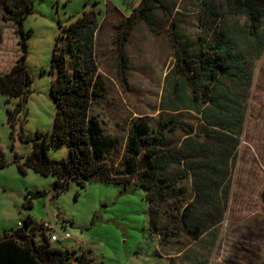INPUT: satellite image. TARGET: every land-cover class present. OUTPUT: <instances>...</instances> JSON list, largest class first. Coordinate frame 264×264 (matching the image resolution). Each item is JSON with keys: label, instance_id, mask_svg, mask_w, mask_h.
Returning <instances> with one entry per match:
<instances>
[{"label": "rangeland", "instance_id": "rangeland-1", "mask_svg": "<svg viewBox=\"0 0 264 264\" xmlns=\"http://www.w3.org/2000/svg\"><path fill=\"white\" fill-rule=\"evenodd\" d=\"M205 1L204 5L203 0H194L193 7L184 12L181 0H164L174 3L173 12L185 14L182 36L196 41L206 33L218 38L225 33L226 40L235 44L236 60L248 75L242 133L233 167L229 164L230 194L219 229L192 240L190 245L173 244L163 241L151 226L148 202L140 187L123 191L115 184L87 182L83 187L69 181L66 189L56 194L53 175L19 171L15 162H23L32 152L38 133L51 144L46 152L50 161L60 163L69 157L64 144L52 142L55 107L50 64L60 26L84 12H94L102 25L96 42L97 63L106 92L94 113L105 135L118 140L119 148L108 156L115 167L123 161L132 123L144 118L154 127L164 113L160 106L162 98L167 97L165 77L174 62L166 27L155 35L141 23L124 48L127 75L125 84L119 81L114 27L130 16L140 0H31L33 10L23 29L25 64L32 84L14 127L8 122V113L16 108L17 100L0 95V161L6 163L0 167V237L31 218L32 226L49 222L57 236L69 235L50 245L72 253L84 252L89 264H264V48L255 57L250 46L251 41L259 40L260 35L255 37L259 31L250 35L251 40L246 39V18L226 0ZM209 7L218 13L206 26L209 30L204 31L206 27L201 26L206 24L196 23V15ZM154 13L156 20L163 22L162 13L158 9ZM260 25L264 29V12ZM18 40L11 23L0 20V75L8 73L20 55ZM181 112L178 116L186 124L198 125L194 113ZM181 134L173 136L172 147ZM182 245L189 248L174 256Z\"/></svg>", "mask_w": 264, "mask_h": 264}, {"label": "trees", "instance_id": "trees-1", "mask_svg": "<svg viewBox=\"0 0 264 264\" xmlns=\"http://www.w3.org/2000/svg\"><path fill=\"white\" fill-rule=\"evenodd\" d=\"M226 1L246 18V39L251 40L250 35L259 31L255 34L256 39L260 35L259 40L251 41L250 48L255 57L260 56L264 48V29L260 25L264 0ZM192 3L194 0H181L180 9L188 12ZM156 9L162 13L163 22L156 20ZM173 9L174 3L164 0H140L130 16L114 27L117 74L122 84L128 68L124 48L137 25L144 24L155 35L166 27L174 52L172 68L165 77L167 97L162 98L160 106L164 113L154 127L144 118L132 123L119 166L115 167L108 159L119 148L118 140L105 135L94 113V107L106 92L104 75L97 63L96 42L102 25L94 12H84L59 27L51 58L50 92L55 107L52 142L67 147L68 160L50 161L46 152L51 144L38 133L32 152L23 162L15 163L23 174L33 170L53 175L56 194L64 191L69 181L83 187L87 182L115 184L123 191L140 187L148 202L149 222L162 240L190 245L192 240L217 231L223 220L230 194L229 164L232 168L236 160L249 82L243 66L236 60L238 51L232 48L235 44L226 40L225 33L221 38L206 33L196 41L182 36L180 28L186 26L185 14ZM32 10L31 0H0V20L11 23L19 38L20 55L10 71L0 75V95L17 100L16 108L8 113L11 127L24 110L32 84L25 64L27 43L23 29V22ZM200 10L196 23H205L201 26L205 28L218 10L211 7ZM208 30L206 27L204 31ZM181 111L194 113L198 125L186 124L178 116ZM177 133H182V138L172 147V138ZM5 165L2 159L0 167ZM26 205L31 207L30 202ZM189 245H182L174 256ZM174 256L172 259H176ZM89 262L84 252L52 247L41 224L32 226L31 218L25 219L19 229L0 237V264Z\"/></svg>", "mask_w": 264, "mask_h": 264}, {"label": "built area", "instance_id": "built-area-1", "mask_svg": "<svg viewBox=\"0 0 264 264\" xmlns=\"http://www.w3.org/2000/svg\"><path fill=\"white\" fill-rule=\"evenodd\" d=\"M41 226L45 232H48L47 240L49 243H54L58 240L69 238V235L57 236L54 233L55 232L54 226L49 222H43L41 223ZM18 227H22V223H18Z\"/></svg>", "mask_w": 264, "mask_h": 264}]
</instances>
